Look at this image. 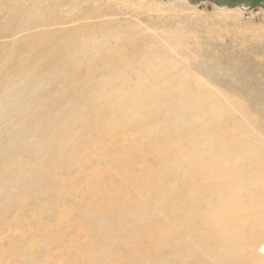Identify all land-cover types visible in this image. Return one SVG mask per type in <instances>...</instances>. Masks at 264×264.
I'll return each mask as SVG.
<instances>
[{"label":"rangeland","instance_id":"rangeland-1","mask_svg":"<svg viewBox=\"0 0 264 264\" xmlns=\"http://www.w3.org/2000/svg\"><path fill=\"white\" fill-rule=\"evenodd\" d=\"M150 60L177 76L178 84H200L264 146V0H0V255L31 227L38 207L44 224H56L47 197L71 212V221L83 217L85 209L74 207L76 197L61 195L55 181V176L65 177L60 164L71 146L58 141L61 131L42 135L83 104L93 119L100 105L111 100L155 99L157 87L168 83L150 76L145 67ZM92 134L83 136L90 139ZM98 141L101 152L108 150ZM24 145L29 152L20 151ZM51 146L62 150L59 162L49 161ZM37 150L41 166L34 159ZM92 153H81L80 161L86 168H102L100 154ZM11 160L9 170H19L18 178L4 174L3 163ZM67 184L70 191L73 185ZM74 189L85 192L80 184ZM103 224L93 218L95 228ZM121 226L134 234L139 223L127 219ZM76 232L72 229L64 240L66 253L76 239L85 240L87 233ZM262 241L255 252L264 259ZM115 242L122 243L118 237ZM63 250L52 254L61 257ZM43 254L23 264H42ZM58 255L52 256L56 264H66Z\"/></svg>","mask_w":264,"mask_h":264},{"label":"bare ground","instance_id":"bare-ground-1","mask_svg":"<svg viewBox=\"0 0 264 264\" xmlns=\"http://www.w3.org/2000/svg\"><path fill=\"white\" fill-rule=\"evenodd\" d=\"M160 66L152 60L145 63L152 78L168 83L157 87L152 94L155 99L111 100L100 105L93 119L86 115L83 104L81 111L67 113L42 135L61 131L58 141L71 146L60 164L65 177L55 176V181L61 186V195L76 197L74 207L84 208V215L71 221V212L47 197L54 206L56 224H44V213L38 207L31 227L27 221L30 228L8 253L0 255V264H23L35 260L40 251L44 253L42 264L43 260L56 264L52 256L59 253L52 252L64 249L72 229L88 237L76 239L72 252L63 250L58 255L66 264H264L255 252L257 243L264 242V146L249 136L246 125L235 121L218 99L199 88L200 84H178L179 78ZM154 67H160L159 72ZM86 132L94 138L86 139ZM98 140L108 150L101 152ZM20 151L27 153L29 147L24 145ZM92 151L100 154L102 168L87 169L86 162L80 161L81 153ZM61 152L57 146L49 147V161L59 162ZM34 155L41 166L39 151ZM3 165L5 175L10 172L19 177V170H9L12 160ZM67 183L73 188L83 185L85 192L68 191ZM94 217L103 221L102 227H94ZM127 219L139 223L134 234L121 226ZM117 237L120 245L115 244Z\"/></svg>","mask_w":264,"mask_h":264}]
</instances>
